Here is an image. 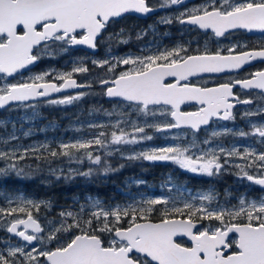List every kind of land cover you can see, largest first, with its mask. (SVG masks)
I'll return each instance as SVG.
<instances>
[{
	"label": "snow or ice",
	"instance_id": "1",
	"mask_svg": "<svg viewBox=\"0 0 264 264\" xmlns=\"http://www.w3.org/2000/svg\"><path fill=\"white\" fill-rule=\"evenodd\" d=\"M172 8L158 19L159 24L190 26L189 34L203 31L205 37L210 32L224 38L238 31L264 35V0H203L190 7L185 0H158L156 6L152 0H0V74L12 78L43 56L55 57L75 46L96 50L106 44L114 50L116 45L129 43L125 27L109 31L125 16H147ZM146 31L141 29L135 38L141 39ZM258 59L264 61V41L255 47L237 42L208 50L192 37L150 52L92 58L91 67L81 57L72 62L70 70L51 69L26 80L0 83V110L34 112L32 101L39 98L63 106L94 94L120 109L95 108L115 117L114 121L88 122L83 126L88 129L86 138L60 142L56 148L48 144L0 148V223L11 234L7 239L19 238L0 250V264H264V68L242 78L238 75ZM97 69L90 81L74 78ZM225 72L236 75L212 86L192 82L203 74ZM97 86L99 92L93 93L91 89ZM237 87L255 90V94L241 99L234 91ZM68 89L78 91L51 98ZM186 105H194L195 110H183ZM238 105L247 106L239 113V119L247 122V131L227 125L212 128L217 121L235 123ZM149 129L156 133L181 129L190 139L186 144L128 154L121 148L106 156L94 154L95 149L110 145L151 141ZM204 129L211 131L201 141L205 146L201 149L197 139ZM228 136L250 137L256 146L226 148L221 138ZM16 139L9 134L0 143L7 146ZM113 152L126 161L171 162L208 178L235 175L258 186L261 193L255 197L239 194L233 197L235 203L225 200L223 205L215 203L216 195L209 191L186 199L157 196L124 207L105 208L94 200L90 206L77 203L56 210L51 198L3 191L8 181H30L40 171L39 165L21 166L26 159L68 157L82 162L83 156L99 166L83 171L69 168L67 175L48 169L57 179H70L119 171L106 158ZM42 209L55 211L43 226L38 219ZM154 213H158L155 220ZM125 219L127 227L121 223Z\"/></svg>",
	"mask_w": 264,
	"mask_h": 264
},
{
	"label": "flooded vegetation",
	"instance_id": "2",
	"mask_svg": "<svg viewBox=\"0 0 264 264\" xmlns=\"http://www.w3.org/2000/svg\"><path fill=\"white\" fill-rule=\"evenodd\" d=\"M202 2L203 0H185V6L186 7L197 6ZM152 3L153 6H156L158 4V0H152ZM174 10H175L174 8L158 9L157 11L148 14L147 16H136V15L128 14L123 19H121L118 24H114L112 27L109 28V31H118L119 28L125 27L128 30V37H129V43L127 45H116L114 47V50L110 51L106 44H101L98 47V49L95 50L94 53H91L81 48H70L69 52L73 53L72 55H74L73 56L74 58H72L71 61L66 62L64 64H60L61 61H63L60 58L59 62L56 64V67L68 68L67 66L71 65L74 60L81 57L84 58L85 63H88V66L91 67L90 60L92 58H103L106 55L122 56L129 53H138L141 50L145 52H150L156 48L162 49L164 47H170L180 42L182 39L188 40L191 39L192 37H195L196 41L199 42L200 48L202 49L207 48L208 50H213L219 47H226L231 44H235L237 42L247 43L250 47H255L259 45L262 41H264V35H261L259 32L246 33L243 31H238L224 38L214 37L209 32L208 36L205 37L203 31L200 32L193 31L189 34L188 28L190 26H182L179 24L162 25L157 22L161 16L169 14ZM141 29H146L147 31L141 39H136L135 34L139 32ZM193 47L194 48L197 47V44L193 43ZM77 53L81 56H79ZM39 62L40 60L38 61V63ZM36 67H34L31 70L36 71L35 70ZM45 67H48V65L45 64L44 66H42L41 69H39V71L44 70ZM260 68H264V61L258 59L252 62L251 64L244 66V68L240 70L238 75L239 77L242 78L245 76L246 73L255 71ZM52 69H56V68H52ZM29 71H26L25 73L19 75H25ZM98 71L99 70L97 69L93 73H91L88 79L85 76L82 77L79 75H76L74 78H76L78 82L90 81L95 78V73ZM19 75H15L12 78H6L3 75H0V83L17 82L16 78L19 77ZM234 75L236 74L228 73V72L221 74H203L201 77L193 78L192 82L200 83V84L207 82L208 86H212V84L214 83L225 82L227 79L232 78ZM93 89L99 91L98 86L94 87ZM234 91L241 94V99L246 98L250 94L252 95L255 94V90H242L239 87L235 88ZM75 92L57 95L52 98H61L65 95L75 94ZM104 99L109 102L110 106L114 105V102H110L106 98ZM35 102H39V101H35ZM245 107L247 106L238 105L234 109V111L237 113L238 116L235 123L226 122V121H217L212 124V128H216L219 125H227L228 127H235L247 131L248 130L247 122L239 119V113L244 111ZM183 110L192 111L195 110V106L186 105L183 106ZM4 121L5 123L3 124L8 126L9 133L6 134V136L0 135V141L8 138L9 134L11 133L10 130L14 132V129L11 128V123L13 121L10 119ZM210 131L211 129H204L199 133L197 144L200 146L201 149L205 147L201 143V141L207 138L206 133ZM60 133L61 131H59L58 135L50 136L49 140L45 136L42 135L38 136L37 134H31L27 136L20 135L17 136L16 140L10 141V144L7 146L0 143V148L11 147V146L20 147V148L31 147V146L38 147L42 144H48L52 148H56L58 147V144L60 142H69L68 139L64 140L63 135L61 136ZM148 134L152 135L153 139L151 141H145L142 143V144H146V146L143 147L137 146L136 148L148 149L152 147L171 145L174 143L186 144L190 139V136H186L184 131L181 129H173L166 133H156L153 130L149 129ZM221 142L223 146L226 148L231 147L233 145H236L241 149L245 146H256L254 144L253 139L250 137L242 138L238 136L237 137L228 136L221 138ZM121 149L125 152L127 149V145L121 147ZM94 154H101L102 156H106V153L103 151H100L98 153L94 152ZM106 158L108 162L112 166L118 168L119 171L115 173H109L107 175L103 173H99V174H94L92 177H88L89 190H91L92 193L89 192L85 196V197H89L90 200L92 199L99 200L102 207L105 205L109 206L115 203L119 205H123L126 203L128 204L129 201H132L137 196L143 194V192L146 191L149 185L157 186V187L160 186L165 187L166 183L169 185L172 198L186 199L189 198L190 196H198L205 192L214 191V194L216 195L215 203H219L221 205L224 204L225 200H229L232 203H235L236 201L233 197L239 194H248L252 197H255L257 194L261 193V189L258 186L252 185L250 182L246 180L241 181L235 175L224 174L221 177H213V178L198 176L189 173L185 170L179 169L177 165L171 162H147L143 160L130 161V164L132 165L131 170L133 174L130 175L129 177L127 171L128 161L123 160L120 157V155L115 152H113L112 156ZM234 162L238 163L239 161H234ZM87 163L89 167H93V168L99 167L93 165L92 162L89 160L87 161ZM120 164H124L125 166L123 168H120ZM69 168L78 169L79 167L76 162H74L72 165H70L69 163L66 164L59 163L54 167H52V169H55L57 173L63 172L64 175L68 174L67 170ZM147 175H150L152 177L147 178L146 177ZM169 177L173 178L171 182H169L168 180ZM76 178H77L76 176H72V182H74V179ZM39 179L43 180V182H38ZM64 180L65 178L63 176H60V178L57 179L58 184L53 186L62 188L64 185ZM138 181H142V183H138ZM31 185L35 187L46 188L47 186L46 174L44 172L40 173L39 177L36 178L34 183H32ZM6 186L7 184L4 185V187ZM100 190L106 192L102 194L100 193ZM85 197L82 200H85ZM0 199H2V197H0ZM75 199H77L76 202ZM78 201L79 198L77 196L76 197L74 196L68 199V204H57V205L55 204L56 206L55 209L58 210L61 207L73 205L74 203H78ZM90 211H94V210L90 208ZM47 215L48 212H45L43 209L38 214V219L39 222L42 224V226L47 224V218H46ZM8 236H11V234H7L5 231V226L2 223H0V250H3L7 246H13L14 243L19 242L18 237L12 236L11 240H9L7 239Z\"/></svg>",
	"mask_w": 264,
	"mask_h": 264
},
{
	"label": "trees",
	"instance_id": "3",
	"mask_svg": "<svg viewBox=\"0 0 264 264\" xmlns=\"http://www.w3.org/2000/svg\"><path fill=\"white\" fill-rule=\"evenodd\" d=\"M72 54L73 53H70L68 51L67 53H59L55 57L43 56L40 59V62L38 63L35 70L41 69L42 66H44L45 64H47L48 67H51V65H56L59 62L60 58L61 60L69 62L72 59L70 57L74 56ZM91 91L93 93L99 92L95 89H91ZM34 104L36 105L35 115L32 113L29 114L32 115V117L34 116V118L32 119H25L27 114L25 111H21V109H17L11 112L5 109L0 111V120L10 119L17 125H20V127L24 128L21 132H17L18 136L24 135V132L33 129L34 131H30L29 135L35 133L38 136H45L49 140L50 136L58 135L61 128L65 129V134H67L69 131L68 128L83 126V124L81 123L82 120L88 119L91 112H97L94 110L95 108L102 107V109H108L110 106L108 101L95 94L87 96L81 101L75 102L73 105H51L46 103L44 100L35 102ZM27 120H29V122H27ZM4 125L0 124V128L2 129ZM80 159L82 160V162L79 161L78 169L81 171L87 170L89 168L87 158L80 157ZM75 161L76 159H70L68 157H57L55 159L50 158L48 160L43 161H38L31 158L26 159L24 162H22L21 166L27 164L36 168L37 165H39L40 171L37 172V174L30 181H8L7 186L4 187L3 190L7 192L19 191L20 193H24L30 198H51L54 201L55 208V204H68V199L74 196H77L79 200L82 201V199H84V197L89 192L92 193V191L89 190L88 177L76 176L77 178L74 179V182H72V177L70 179H65L64 185L61 188L53 186L58 184L57 177L56 175H53L51 172L48 171L49 168H52L59 163H69L70 165H72ZM131 166L132 165L130 164V161H128L127 171L129 177L133 174ZM43 172L46 174V188L35 187L31 185L32 183H34L35 179L39 177L40 173ZM146 177L151 178L152 176L147 175ZM38 182H43V180L39 179ZM105 192L106 191L100 190V193L102 194H104ZM157 217L158 213H154L152 219L155 220L157 219ZM121 223L122 226L127 227V219H125Z\"/></svg>",
	"mask_w": 264,
	"mask_h": 264
},
{
	"label": "rangeland",
	"instance_id": "4",
	"mask_svg": "<svg viewBox=\"0 0 264 264\" xmlns=\"http://www.w3.org/2000/svg\"><path fill=\"white\" fill-rule=\"evenodd\" d=\"M70 58H74L73 56H71ZM66 63L65 60L61 61L60 64H64ZM68 68H57L56 65H51V67H45L44 70L42 71H39V70H36V71H29L27 74L25 75H19V77L16 78V81H20V80H23V79H28L31 75L33 74H36V73H39V72H43V71H46V70H51L52 68H56L55 70L57 71H65V70H70V68L72 67V64L67 66ZM50 68V69H49ZM79 76H85L87 79L88 77L90 76V74H78ZM59 106H62V105H59ZM36 109V108H35ZM105 110H108V111H113V112H119V108H115L114 105L113 106H109L108 109H105ZM21 111H25L26 114H27V117H32V115H29V114H34L33 110H26V109H22L21 108ZM115 117H108L106 115H104V112L103 111H100V112H91L90 113V116L88 119H84L82 120V124L83 126L86 125L88 122H108V121H114ZM27 122H29V120H27ZM4 125V124H3ZM15 125V126H13ZM83 126H79V127H75V128H68V133L65 134V129L61 128V133L60 135L62 136L63 135V138L64 140L68 139L69 141H73L75 139H83V138H86V136L88 135V129L86 127H83ZM11 128L14 129V132H12V130H10V134H14L16 137L18 136L17 132H21L22 127H20V125H17L15 122H12L11 123ZM8 127L6 125L3 126V128L1 129L0 128V135L1 136H6V134H8ZM32 132L34 131L33 129L29 130V131H26V132ZM35 134V133H34ZM31 135V134H30ZM125 145H115V146H112L110 145L109 148L107 149H95L94 152H100V151H103L105 153H107L108 151L110 150H113L114 148H121ZM143 147V146H146V144H139V145H127V149H126V154L128 153H131V152H134V151H141V150H146V149H139V148H136V147ZM81 158H86V157H83L81 156ZM88 161V159H87ZM77 164L79 163V160L76 159L75 161ZM170 193V189H169V185L166 183L165 184V187L164 186H160V187H157V186H148L146 191L143 192V194L137 196L135 199H133L132 201H129L128 204H123V205H119V204H111L109 206L105 205L103 207L105 208H112V207H115L117 205H119L120 207H124L125 205H131V204H134V203H138L142 200H145V199H149V198H153V197H157V196H170L171 197V193ZM95 199H92L90 200L89 197H85V200H79L78 201V204L80 205H87V206H90L91 203L94 201ZM77 201V199H75V202ZM90 201V202H88ZM77 203H74L73 205H75ZM73 205H69V206H73ZM100 206H101V203H100ZM95 210V209H93ZM89 211H90V207H89ZM48 215H47V222L49 220H52L53 219V216L55 215V211L53 209H49L48 211Z\"/></svg>",
	"mask_w": 264,
	"mask_h": 264
},
{
	"label": "water",
	"instance_id": "5",
	"mask_svg": "<svg viewBox=\"0 0 264 264\" xmlns=\"http://www.w3.org/2000/svg\"><path fill=\"white\" fill-rule=\"evenodd\" d=\"M132 15L141 16V15H138V14H132ZM72 48H81V49H84V50L89 51V52H91V53H94V52H95V50L89 49V48H87L86 46H75V47H72ZM37 64H38V61H37L34 65L29 66L28 69H26V70H21L19 73L15 74V75L23 74V73H25L26 71H29V70L33 69L34 67H36ZM0 75H3V74H0ZM15 75H14V76H15ZM75 79H76V78H75ZM75 91H78V90H77V89H68V90H64V91H62L61 93H55V94H52V97H55V96H57V95H61V94L72 93V92H75ZM43 99H44V98H39V99L36 100V101H40V100H43ZM32 102H34V101H32ZM0 111H2V110H0ZM185 240H186V238H185Z\"/></svg>",
	"mask_w": 264,
	"mask_h": 264
},
{
	"label": "bare ground",
	"instance_id": "6",
	"mask_svg": "<svg viewBox=\"0 0 264 264\" xmlns=\"http://www.w3.org/2000/svg\"><path fill=\"white\" fill-rule=\"evenodd\" d=\"M35 102V101H34Z\"/></svg>",
	"mask_w": 264,
	"mask_h": 264
}]
</instances>
